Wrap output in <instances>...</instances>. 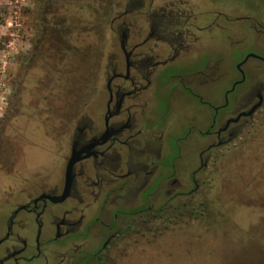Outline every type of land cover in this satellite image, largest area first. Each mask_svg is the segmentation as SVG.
<instances>
[{
    "label": "flooded vegetation",
    "instance_id": "flooded-vegetation-1",
    "mask_svg": "<svg viewBox=\"0 0 264 264\" xmlns=\"http://www.w3.org/2000/svg\"><path fill=\"white\" fill-rule=\"evenodd\" d=\"M123 4L115 11L110 3L107 9L108 16L113 15L109 26L120 39L105 58V85L94 88L90 105L77 111L68 152L53 155L57 172L34 175L0 212V264H113V256L126 248L130 231L154 225L166 209L175 208L178 197L200 190L197 176L207 171L213 151L239 137L242 122L249 123L264 106V93L256 84L247 85L243 69L250 59L264 61L250 58L238 68L251 54L236 65L240 78L232 79L222 104L211 105L204 97L207 84L225 76L219 67L224 60H213L210 41L215 38L208 32L214 26L226 30L217 24L221 17L231 19L226 12L214 11L209 23L204 0ZM233 20L250 21V28L264 35L256 17ZM51 38L44 42L47 61L78 55V46L70 41L63 42L66 49L55 50ZM263 52L264 38L252 54L264 58ZM177 96L210 107V121L191 104L176 120ZM259 103L253 115L240 117ZM56 134L57 141L64 137L63 124ZM189 140L199 159L194 169ZM72 156L76 163L68 182ZM26 157L35 168L53 163Z\"/></svg>",
    "mask_w": 264,
    "mask_h": 264
},
{
    "label": "rangeland",
    "instance_id": "rangeland-1",
    "mask_svg": "<svg viewBox=\"0 0 264 264\" xmlns=\"http://www.w3.org/2000/svg\"><path fill=\"white\" fill-rule=\"evenodd\" d=\"M123 1L0 0V212L34 175L57 172L53 155L68 152L77 111L90 105L94 88L105 85V58L120 39L109 26L113 15L108 16L107 9L112 3L116 11ZM204 1L209 23L217 10L231 18L217 21L225 31L214 26L208 32L215 38L210 41L213 60H224L219 67L225 76L210 81L204 97L220 105L232 79L240 78L236 65L258 52L264 38L250 28V21L233 19L251 15L264 25L259 4L264 0ZM52 23L56 28L47 29ZM50 34L55 50L66 49L63 42L70 41L78 46V55L47 61L44 42ZM243 69L247 85L256 84L264 93V62L250 59ZM178 96L173 104L176 120L191 104L210 121V107ZM244 122L239 137L213 151L207 171L197 176L200 190L178 197L175 208L166 209L154 225L130 231L126 248L113 256V264H264V106ZM60 124L64 137L57 141ZM186 145L194 169L199 166L195 145L191 140ZM26 154L31 161L53 163L35 168L27 164Z\"/></svg>",
    "mask_w": 264,
    "mask_h": 264
},
{
    "label": "water",
    "instance_id": "water-1",
    "mask_svg": "<svg viewBox=\"0 0 264 264\" xmlns=\"http://www.w3.org/2000/svg\"><path fill=\"white\" fill-rule=\"evenodd\" d=\"M250 58H258V59L264 61V58H261V57L255 55V54H251V55H248L245 58V60L238 66V68L240 69ZM260 106H261V103H259L258 105L254 106L250 110V112H248V113H242L240 115V117L241 116H251V115H253L255 113V111L260 108ZM75 163H76V160H75L74 156H72V158L70 159V161L68 163L67 170H66V178H67V181L68 182H71V179H72V170H73V166H74Z\"/></svg>",
    "mask_w": 264,
    "mask_h": 264
}]
</instances>
